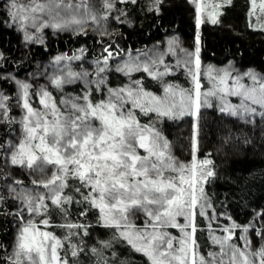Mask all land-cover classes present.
<instances>
[{"label": "snow or ice", "instance_id": "6c2138e0", "mask_svg": "<svg viewBox=\"0 0 264 264\" xmlns=\"http://www.w3.org/2000/svg\"><path fill=\"white\" fill-rule=\"evenodd\" d=\"M161 2L152 0L156 11ZM116 3L136 4L137 0H100L98 7L92 0H0L8 26L21 32L26 44L42 45L45 29L87 35L86 25L92 22L98 30L103 26L101 35L107 34L106 22ZM191 3L195 6L197 28L195 51L181 49L184 59L176 61L177 67L182 65L186 69L191 88H182L164 79L172 72V67L164 63V56L176 54L175 40L169 41L168 53L154 56L144 53L143 62L138 56L115 69L126 75L146 72L161 83L162 95L146 90L142 80L122 87H108L104 74L109 60L114 57L111 45L105 47V54L94 62V73L83 69L75 71L70 66L72 60L82 58L84 49L80 50V56L54 57L49 77L51 86L63 90L65 85L77 81L84 84L79 95L59 102L63 110L46 86L33 91L31 83L11 77L18 87L17 106L24 110L19 121L22 136L16 142L0 143V159L27 167L41 178L33 179L31 188L24 186L21 180H11L5 186L8 197L0 193V205L8 198L19 202L14 212L5 213L15 218L18 231L11 254L0 257L3 264H69V253L61 254L66 244L72 258L84 254L83 237L90 235L93 225L71 222L69 212L73 205L81 206L80 217H87L95 210L96 226L113 230L111 240L100 241L99 247L88 249L94 264H115L110 259L116 256L115 252L105 255V250L113 247V241L123 242L133 251L142 253L148 264H264V243L257 247L249 236L252 232L264 241V212L256 213L262 221L259 228L252 222L247 225L233 222L223 229L222 236L211 234L212 244L219 246L218 251L202 254L198 243L200 229L196 217L205 216L211 207L204 185L215 176L211 167L213 161L198 159L201 109L213 107L215 99L219 112L255 124L256 115L264 117V75L251 70L234 74L230 67L202 68L199 29L205 22L202 14L208 5L203 0H191ZM230 3L231 0H223V4ZM219 7L213 3L208 13L207 19L213 24L218 23ZM248 16L254 17L264 29L261 23L264 0H249ZM114 19L124 22L120 21V16ZM4 59L0 52V60ZM65 61L69 63L59 67ZM93 76L95 79L91 78ZM202 76L211 84L207 90H202ZM246 79L250 83H245ZM105 91V98L94 99L95 92ZM33 95L38 97L41 107H33ZM230 97H237L239 102L232 103ZM9 99L0 93V121L5 123L15 122L9 117ZM138 112L144 116L154 113L158 119L191 115L194 118L191 161L179 160L163 132L154 124L141 123ZM49 169L50 176L47 175ZM57 212L66 220L57 225L67 230L62 239L40 227H49L50 216ZM138 214L144 217L139 225L134 220ZM181 218L184 223L179 222ZM169 228L178 229L180 235H172ZM237 230L241 232L238 237ZM77 237L80 241L73 243ZM234 237L243 243L238 245ZM0 251H6L3 245Z\"/></svg>", "mask_w": 264, "mask_h": 264}, {"label": "trees", "instance_id": "16d2710c", "mask_svg": "<svg viewBox=\"0 0 264 264\" xmlns=\"http://www.w3.org/2000/svg\"><path fill=\"white\" fill-rule=\"evenodd\" d=\"M208 5V13L212 11L213 3L220 5L221 13L213 24L206 20L201 24L200 43L201 59L203 63L225 65L235 63L239 68H253L264 74V29H261L256 19L249 18V0H231L230 4H223V0H203ZM117 9L126 13L123 23L111 20L109 35H101L91 23L86 26L87 35H75L72 32H53L45 29V43L26 44L21 32L8 26V17L0 6V51L5 59L0 61V90L10 98V118H15L21 113L17 106V85L11 77H25L31 73L40 74L41 65L50 62L55 56L61 54L73 55L80 48L86 49L84 57L89 61L101 59L103 49L111 45L116 57L129 52L146 50L154 44L163 42L167 37L176 35L180 37L186 47H195L197 28L195 25V7L189 0H162L159 10L148 8L144 0H137L136 4L117 3ZM264 23V20L261 21ZM252 25L251 27L249 25ZM119 52V55L116 53ZM117 66L109 61L108 71L104 74L108 87L117 88L127 84L128 77L132 80H142L146 90L161 94V86L157 80L152 79L146 72L134 71L130 75L117 72ZM28 77V76H27ZM95 79V76L91 77ZM166 81L176 85L187 86L188 74L184 67L172 66V72L165 77ZM32 90L38 91L37 86L41 80H30ZM56 99L58 107L63 110L59 102L65 96H77L82 92V83L77 81L67 84L63 90L56 89L49 84V80L42 82ZM104 93L95 92L94 99H103ZM31 103L34 108L41 107L38 97L32 96ZM141 123L154 124L160 129L172 144L173 154L183 162L191 161V137L194 118L186 116L178 119H158L156 114L144 116L137 113ZM98 123V122H97ZM199 152L198 159H211V166L215 176L204 185L208 194L211 207L203 217L197 215L196 223L200 231L197 232L201 253L206 254L213 246L210 239L212 231L230 226L233 222L238 225H247L249 222L259 223L256 213L264 212V120H256L255 124L245 123L237 117L228 116L218 111L213 104L211 108L201 109L199 115ZM13 123L0 121V143L12 140L15 131ZM14 140V139H13ZM12 140V141H13ZM143 155V151L141 150ZM27 167L5 163L0 159V193L7 198L5 186L11 180H21L24 186L32 187L31 181L39 179L38 173L32 172ZM47 175H51V169ZM72 183V182H70ZM17 203L10 198L6 199L0 208V245L6 251H0V257L10 255L14 243V233L18 224L12 215L5 213L14 212ZM80 205L70 207L69 220L71 222H86L93 225L89 230L90 235L83 237L85 253L77 258L70 256L71 249L66 244L63 252L69 253V264H94V258L88 252L92 246L99 247L100 241L111 240L113 230L96 226L97 212L93 210L87 217H80ZM231 217V219H229ZM37 221L40 219L36 218ZM135 222L142 224L143 215L134 217ZM66 223L65 218L58 212L50 216V226L40 225L42 231H50L57 238H63L67 230L57 225ZM262 223V221H261ZM168 231L179 236V230L169 228ZM252 233V232H251ZM240 235L237 230L236 236ZM252 238L257 242V237L252 233ZM80 238H74L73 243H78ZM116 256L111 257L110 253ZM115 264H148L147 257L142 253L133 251L123 242L113 241V247L105 250ZM0 264L3 261L0 260Z\"/></svg>", "mask_w": 264, "mask_h": 264}, {"label": "rangeland", "instance_id": "374dc122", "mask_svg": "<svg viewBox=\"0 0 264 264\" xmlns=\"http://www.w3.org/2000/svg\"><path fill=\"white\" fill-rule=\"evenodd\" d=\"M145 2H146V4H147V6H148V8H151V9H155V6L153 5V3H152V0H144ZM190 2H191V0H189ZM92 3L94 4V5H96L97 7L99 6V4H100V0H92ZM194 6V5H193ZM195 7V6H194ZM122 11L121 10H118L117 9V3H116V5H115V10H113L112 11V13H111V15L109 16V18H108V20H107V22H106V28H107V34H105V35H109L110 33V31L111 30H109L110 29V25H109V22L111 21V20H115V21H117L116 19H114V17H116V16H120V21H125V18H124V16L125 15H120V13H121ZM202 18L204 19V21H206L207 20V12H206V10L204 11V13L202 14ZM119 22V21H118ZM92 22H89L87 25H89V24H91ZM94 26H95V28H96V30L98 31V33H100L101 34V32L102 31H104V28H103V26L102 27H100V29L98 30L97 29V25L96 24H94V23H92ZM104 24V22H102V25ZM86 25V26H87ZM52 30V29H51ZM53 31V30H52ZM23 35V34H22ZM45 31H44V38H45ZM171 40H175V42H176V44L174 45V47H175V49H176V54L175 55H172V54H170V53H168V47H169V41H171ZM35 44H39V43H35ZM81 49H83V48H80L78 51H77V53H76V55L77 56H80L81 55V52H80V50ZM181 49H184V50H187V51H189V52H194L195 51V47L194 48H189V47H186V45L183 43V41H182V39L180 38V37H178V36H176V35H171V36H169V37H167L163 42H161V43H158V44H154L153 46H151V47H149L148 49H146V50H141V51H135V52H129V53H126V54H124V55H121V56H119V57H116L115 55H114V57L112 58V59H110V60H112L113 61V65L114 66H121V65H123V63L125 62V61H127V60H129V59H132V58H136V57H138L139 56V59H140V61L141 62H143L144 60H145V56L143 55L144 53H147L148 54V56H154L156 53H168V54H166L165 56H164V63L165 64H168V65H170L171 67L173 66V64H175L176 65V61L178 60V59H180V60H183L184 59V53L182 52V51H180ZM85 50L86 49H84V52H85ZM1 52V51H0ZM84 52H83V54H82V58L81 59H79V60H72L71 62H70V66H71V68L73 69V70H75V71H80V70H87V71H89V72H93L94 73V70H95V61H89V60H86L85 59V57H84ZM69 56H71V55H69ZM109 60V61H110ZM1 61V60H0ZM200 61H201V67L202 68H206L207 66H209V65H211V66H213V67H215V68H218V69H222V68H226V67H230V68H232V69H234V74L235 73H245V72H247V71H249V70H251V71H253V72H255V73H257L258 75H264V74H261V73H259L258 71H256V70H254L253 68H245V69H241V68H239L235 63H233V62H229V63H227V64H225V65H216V64H214V63H203V61H202V59H201V43H200ZM69 62L68 61H65V62H62V64L59 66V67H63V65L64 64H68ZM53 65H54V59L52 60V61H50V62H47V63H45V64H43V65H41V67H40V74H35L34 75V73H31V74H29V75H26L25 77H16L15 79H18V80H21V81H26V82H29V83H31L30 82V80L32 79V80H41L42 82L43 81H46V80H49V77L52 75V72H53ZM108 65H109V63H108ZM181 67H183L182 65H181ZM185 69V68H184ZM161 70H163L162 68H161ZM185 71H186V69H185ZM46 73V74H45ZM186 73H187V71H186ZM132 74V73H131ZM4 75H8L10 78H11V75L12 74H10V73H5ZM28 76V77H27ZM128 76V75H127ZM128 82H127V84H129L131 81H135V80H132V78L131 77H128ZM165 79V78H164ZM165 81H166V79H165ZM42 82H39L38 83V85H36L37 86V89H38V91H39V88L41 87V86H44L43 85V83ZM81 82V81H80ZM82 84H83V82H81ZM160 83V82H159ZM245 83H250V81L249 80H245ZM126 84V85H127ZM187 86H182V88H191L192 87V83H191V79H190V77L188 76V79H187ZM201 84H202V90H207L208 88H210L211 87V84H210V82H209V80L207 79V77L206 76H202L201 77ZM66 86V85H65ZM160 86H161V88H162V85H161V83H160ZM82 87V89L84 88V84L81 86ZM0 93H3L4 95H7L6 93H4L3 91H1L0 90ZM159 95H162V92H161V94H159ZM69 96H73L72 94H68V95H66L65 96V99H67ZM17 97H18V87H17V95H16V102H17ZM230 100H231V102L232 103H238L239 101H238V98L237 97H230L229 98ZM9 102V101H8ZM212 103L213 104H215V105H217V101L215 100V99H213L212 100ZM9 108V107H8ZM203 109V108H202ZM9 111H10V108H9ZM24 115V110L22 109V107H21V113L18 115V116H16L15 118H14V125H15V131H14V136H13V142H16V141H18L20 138H21V136H22V127H21V124L19 123V121L21 120V118H22V116ZM9 116H10V113H9ZM186 116H191V115H185V116H183V117H186ZM254 119H255V121L256 120H264V117H261V116H259V115H256L255 117H254ZM33 171L31 170V171H29V173H32ZM38 178H41L40 177V175H38ZM16 203H17V206H18V201H15ZM179 222L180 223H184V221H183V219L181 218V219H179ZM252 223H255L256 224V226H257V228H259L260 226H261V221L259 222V223H256V222H252ZM17 231H18V229L15 231V233H14V236L16 237V234H17ZM211 234H214V235H216V236H222L224 233H223V231H221V229L220 230H216V231H212L211 232ZM180 235V234H179ZM240 235H241V232H240ZM249 236H250V238L251 239H253L252 238V233L250 232L249 233ZM15 239V238H14ZM257 242H255L254 240V245L255 246H259L260 245V243H264V241H261L260 239H259V237H257ZM234 242L235 243H237L238 245L239 244H242L243 243V241H241V240H239V239H236L235 237H234ZM15 246V240H14V243H13V247ZM213 246L214 247H212L209 251H218L219 250V246L218 245H214L213 244ZM13 249V248H12ZM208 251V252H209ZM11 252H12V250H11ZM11 252H10V254H11ZM202 254H204V253H202Z\"/></svg>", "mask_w": 264, "mask_h": 264}]
</instances>
